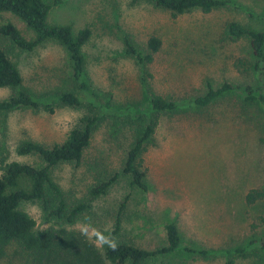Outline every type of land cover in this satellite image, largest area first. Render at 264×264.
I'll return each mask as SVG.
<instances>
[{
    "label": "rangeland",
    "instance_id": "1",
    "mask_svg": "<svg viewBox=\"0 0 264 264\" xmlns=\"http://www.w3.org/2000/svg\"><path fill=\"white\" fill-rule=\"evenodd\" d=\"M233 1L239 6L209 13L194 9L178 16L143 0H61L51 10L52 23L71 24L75 32L92 29L83 46L85 78L89 91L101 101L97 112L102 119L82 159L55 166L53 175L74 204L87 198L91 186L118 174L71 226L100 255L105 245L98 248L81 234L80 225L153 249L167 244L165 224L175 221L183 243L212 254L180 250L143 264H228L231 259L233 264H264L259 243H252L261 230L251 228L256 216H264V197L252 204L246 201L250 189H264V111L244 98L247 85L262 81L256 72L236 67L242 57L253 59V53L248 39H234L228 32L234 20L264 30V0ZM7 19L26 37L34 36L19 17L0 13V24ZM126 35L145 52L152 35L161 38L162 46L143 66L125 52ZM1 44L8 46L20 67L24 87L52 108L24 107L0 115V174L12 161L42 164L36 154L18 153V145L24 140L47 146L62 143L87 111L86 103L68 106L57 100L63 90L79 91L60 43L46 41L33 51H22L4 38ZM224 83L234 88L207 107L192 104L209 84L217 88ZM152 91L172 97L182 107L160 116L143 154L148 186L143 190L131 183L123 168L136 135L152 114ZM12 93V88L0 87V99ZM126 197L122 228L114 234ZM22 207L38 228L53 223L45 219L39 202ZM242 247L247 251L237 252ZM13 262L17 264L18 257ZM0 264L13 263L1 258Z\"/></svg>",
    "mask_w": 264,
    "mask_h": 264
},
{
    "label": "trees",
    "instance_id": "2",
    "mask_svg": "<svg viewBox=\"0 0 264 264\" xmlns=\"http://www.w3.org/2000/svg\"><path fill=\"white\" fill-rule=\"evenodd\" d=\"M143 1L167 9L173 16L194 9L209 13L221 7L239 6L233 0ZM60 2L61 0L53 2L0 0V13L9 12L19 17L34 33L33 37H26L14 22L7 19L0 24V39H6L10 45L22 51H33L46 41L60 43L68 53L72 74L79 85L80 92L63 90L58 93L57 100L61 105L68 106L87 104V111L71 129L64 142L47 146L35 140H24L18 145V153L36 154L44 164L33 165L19 161L5 164L4 172L0 174V259L7 258L13 264H16L13 262L15 257H18L17 264H57L63 260H66L67 264H143L152 257L180 250L203 256L212 254L209 249H197L183 243L175 221L165 224L167 244L164 246L148 249L126 241H116L117 249L113 251L105 245L103 255L92 250L88 241L71 228L80 215L88 210L91 202L108 191L118 174L91 186L87 198L74 204L68 202L63 187L53 175L55 166L64 162H79L82 159L85 149L91 143L94 130L102 119V115L97 112L102 105L101 101L89 91L85 78L86 56L83 46L91 37L92 29L84 27L75 32L71 24L50 22L51 10ZM228 32L234 39L249 40L253 59L242 57L236 62V67L244 73L259 74L262 83L247 85L244 98L248 103L264 111V30L234 20L228 24ZM161 46V38L152 35L148 40L149 51L145 52L132 41L130 36H125V52L143 66L153 61L154 54L160 50ZM0 87L13 89L9 97L0 99V115L24 107L52 108L50 102L42 103L34 93L24 87V77L20 67L12 58L8 46L2 44L0 45ZM233 88L234 85L230 83H224L217 88L209 84L206 93L193 99L192 104L207 107ZM150 99L152 114L136 135L123 168V173L130 176L131 183L143 190L148 188L143 154L153 140L160 116L166 112L179 111L182 107L172 97L154 91L150 92ZM263 197V188H252L246 195V201L252 204ZM32 201L39 202L45 219L53 223L48 222L50 225L46 228L37 227L36 219L22 207L23 203ZM126 202L127 197L120 205L114 234L121 231ZM251 228L261 230L259 239L252 243L258 242L264 255V216H256ZM247 249V247L238 248L237 252L244 253ZM228 264H233V260H229Z\"/></svg>",
    "mask_w": 264,
    "mask_h": 264
},
{
    "label": "clouds",
    "instance_id": "3",
    "mask_svg": "<svg viewBox=\"0 0 264 264\" xmlns=\"http://www.w3.org/2000/svg\"><path fill=\"white\" fill-rule=\"evenodd\" d=\"M79 230L82 235L87 237L89 240H92L98 248H102L104 245H107L113 251L117 249V242L114 238L110 236H105L103 233L96 229H91L90 231L89 225L82 224L80 225Z\"/></svg>",
    "mask_w": 264,
    "mask_h": 264
}]
</instances>
